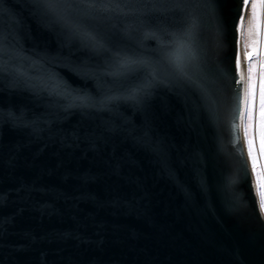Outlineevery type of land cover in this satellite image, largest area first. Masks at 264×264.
<instances>
[{
	"label": "water",
	"instance_id": "95a60500",
	"mask_svg": "<svg viewBox=\"0 0 264 264\" xmlns=\"http://www.w3.org/2000/svg\"><path fill=\"white\" fill-rule=\"evenodd\" d=\"M241 7L0 0V264H264Z\"/></svg>",
	"mask_w": 264,
	"mask_h": 264
},
{
	"label": "rangeland",
	"instance_id": "374dc122",
	"mask_svg": "<svg viewBox=\"0 0 264 264\" xmlns=\"http://www.w3.org/2000/svg\"><path fill=\"white\" fill-rule=\"evenodd\" d=\"M246 17L244 33H240V53L244 61V109L241 120V135L244 144L246 157L252 172V159L249 157V141L252 143V152L258 165V170H264V158L261 157V77L264 74V16L261 18L260 35H249L248 21L251 19V6L245 8ZM255 41V43H253ZM246 53H252L251 59H245ZM251 76V80H249ZM252 84L253 94L247 95L249 84ZM255 184V175L252 172ZM259 199L257 195V200Z\"/></svg>",
	"mask_w": 264,
	"mask_h": 264
},
{
	"label": "snow or ice",
	"instance_id": "6c2138e0",
	"mask_svg": "<svg viewBox=\"0 0 264 264\" xmlns=\"http://www.w3.org/2000/svg\"><path fill=\"white\" fill-rule=\"evenodd\" d=\"M241 11L238 14L239 23L237 25V31L243 35L244 33V24L246 17L243 14V9L251 6V19L248 21L249 28L247 29L248 34L256 35L257 37L260 35L261 28V18L264 16V0H241ZM255 43V41L253 42ZM252 53H246L245 59H251ZM171 59L175 63L177 69H182L184 64V53L181 48H177L172 54ZM236 66L237 70L240 69V56L237 54L236 57ZM262 68H264V64H262ZM243 79V76L241 77ZM249 80H251V76H249ZM253 85L250 83L247 90V95L251 96L253 94ZM245 99L238 98V103H245ZM238 117H242L244 115L243 110L238 108L237 111ZM260 116H261V157L264 158V74L261 77V108H260ZM237 126L233 125L235 129ZM249 157L252 159V172L255 175V188L254 191L258 195V208L261 212V218H264V170H258V165L255 157L252 152V143L249 141Z\"/></svg>",
	"mask_w": 264,
	"mask_h": 264
}]
</instances>
